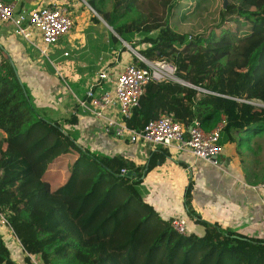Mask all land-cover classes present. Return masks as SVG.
<instances>
[{
  "label": "trees",
  "instance_id": "trees-1",
  "mask_svg": "<svg viewBox=\"0 0 264 264\" xmlns=\"http://www.w3.org/2000/svg\"><path fill=\"white\" fill-rule=\"evenodd\" d=\"M86 2L142 57L176 68L178 81L144 87L128 127L171 112L185 135L195 120L209 131L223 117L220 145L234 131L249 139L264 131V0H228L225 8L223 0ZM109 40L120 42L111 32ZM131 63L145 66L135 55ZM82 113L76 104L62 119L46 116L0 46V219L24 264H264V238L222 229L194 209L191 178L183 206L203 233L176 232L144 200L143 186L172 153L149 149L144 163L97 154L67 127ZM0 264H19L1 235Z\"/></svg>",
  "mask_w": 264,
  "mask_h": 264
},
{
  "label": "crops",
  "instance_id": "crops-1",
  "mask_svg": "<svg viewBox=\"0 0 264 264\" xmlns=\"http://www.w3.org/2000/svg\"><path fill=\"white\" fill-rule=\"evenodd\" d=\"M69 1L22 0V5L35 8L64 3L73 7L75 4ZM75 23L76 18L74 27ZM98 25L102 27L98 28ZM74 27L54 48H50V52H54L55 59L70 57L75 60L74 65L68 62L64 69L68 75L77 78L73 80L78 90L76 94L69 86V91L65 89L56 75L46 70L38 52L16 35L10 24L0 22V46L9 54L35 105L51 119H62L72 113L76 99L83 98L87 85L98 72L105 69L112 78H116L135 55L131 50L120 51L118 44L111 45L109 34L113 32L101 19L99 23L91 20L83 32L80 27L79 30ZM92 30H99V33L87 35ZM92 54L96 56L92 57ZM46 58L52 62L49 56ZM57 74L64 80L60 71ZM77 119V124L67 127L75 131L79 142L91 151L102 155H122L138 163L147 160V145L130 143L107 134L102 121L89 113L78 114ZM248 135V131H234L232 141H224L217 156L218 166L196 158L188 151L172 153L144 178V200L165 219L185 216L189 232L201 235L203 227L189 218L183 206L185 187L191 178L192 206L203 219L247 237L264 238V131L251 139ZM177 161L185 165L181 166Z\"/></svg>",
  "mask_w": 264,
  "mask_h": 264
},
{
  "label": "built area",
  "instance_id": "built-area-1",
  "mask_svg": "<svg viewBox=\"0 0 264 264\" xmlns=\"http://www.w3.org/2000/svg\"><path fill=\"white\" fill-rule=\"evenodd\" d=\"M71 14V9L64 3L27 8L22 5V0H0V22L10 24L16 35L45 57L48 49L56 46L73 29ZM135 55L145 64L144 67L126 63L116 78L105 69L101 70L87 85L83 98L76 99L78 108L100 119L107 134L130 143H143L149 149L163 148L171 153L188 151L196 158L218 166L224 119L209 131L195 120L186 135L171 112L150 120L143 129L128 127L126 119L132 116L149 82L178 81L173 63L164 59L149 61L140 54ZM121 173H126L125 169H121ZM170 224L180 234L189 233L185 216L171 218Z\"/></svg>",
  "mask_w": 264,
  "mask_h": 264
},
{
  "label": "rangeland",
  "instance_id": "rangeland-1",
  "mask_svg": "<svg viewBox=\"0 0 264 264\" xmlns=\"http://www.w3.org/2000/svg\"><path fill=\"white\" fill-rule=\"evenodd\" d=\"M69 2L75 4L73 7H70V5L67 4L70 9H73V12L71 14L72 18H73V21H74V18H76V20H77V23H75L74 29L76 27H78L77 30H79V27H80V30L83 32L84 28L91 24L90 16L91 15H95L97 17V15L95 14L96 12L94 13V10L92 11L90 9V7L87 5L88 3L86 4L83 0H70ZM218 2L220 3V0H218ZM97 27L98 28L102 27V25H98ZM70 32H72V31H70ZM97 32L99 33V30H97V31H93L92 30L90 32V34L87 33V35H91V36L95 35V34L97 35ZM65 36H63V37H65ZM68 43H70V42L68 41ZM82 43H80V45H82ZM117 44H118V46L122 47L123 43L120 41ZM126 46L127 45L123 44V47H125L126 50H130L129 47H132V46L129 45L128 48H127ZM51 47L54 48V46H51ZM37 54L43 59L45 67L47 68L46 70H49L52 73H54V75H56V77L58 78L59 82L61 83V85L65 89L66 88L68 89V86H69V88L72 89V92H74L75 94L78 93V90L76 89V86L73 84V80H77V78H74L71 74L68 75L65 72V69H64V67H66V64L68 62H69V65H71V64L74 65L75 60L71 59L70 57H63L62 59H55V54H54V52H50V49H48V51H47V57L49 56V58H50V60L52 62H50L49 59H47L45 56L41 55L39 52ZM133 54H135V53H133ZM91 56L95 57L96 55L92 54ZM87 63L90 64L91 62L87 61ZM57 69H58V71L61 72L62 78L64 80L59 78V76L57 74L58 73ZM74 69H76L75 66H74ZM68 91H69V89H68ZM97 154H99V153H97ZM73 158H74V155H71V157L67 159L66 164H64V166L62 168L65 171V176L68 175V172H69L70 166L72 164ZM0 235L3 237L4 241L6 242V244L8 245L10 250L12 251L13 259L16 260L18 263L21 262V264H24L23 263V256H22V252L23 251H22V248H21L19 242L14 237L11 229L6 227L3 224L1 219H0Z\"/></svg>",
  "mask_w": 264,
  "mask_h": 264
},
{
  "label": "water",
  "instance_id": "water-1",
  "mask_svg": "<svg viewBox=\"0 0 264 264\" xmlns=\"http://www.w3.org/2000/svg\"><path fill=\"white\" fill-rule=\"evenodd\" d=\"M86 4H87V2L85 1V0H83ZM228 4V0H223V4H222V6H223V8H225L226 7V5ZM88 5V4H87ZM89 6V5H88ZM90 7V6H89ZM90 9L93 11V9L90 7ZM94 13H95V11H94ZM95 14H97V13H95ZM98 15V14H97ZM99 17V19H101V20H103L100 16H98ZM104 21V20H103ZM105 22V21H104ZM106 23V22H105ZM107 24V23H106ZM108 25V24H107ZM109 26V25H108ZM110 27V26H109ZM111 28V27H110ZM111 30H112V28H111ZM112 32L114 33V35L115 36H117L118 38H119V40H121V42L123 43V44H125V45H127L126 47L128 48V44L125 42V41H123L113 30H112ZM129 49L133 52V53H137V54H139L138 52H136L132 47H129ZM127 174L128 175H130V172H127Z\"/></svg>",
  "mask_w": 264,
  "mask_h": 264
}]
</instances>
